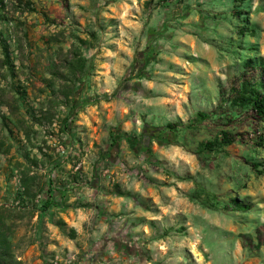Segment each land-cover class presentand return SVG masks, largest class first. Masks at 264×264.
Segmentation results:
<instances>
[{"label":"rangeland","instance_id":"rangeland-1","mask_svg":"<svg viewBox=\"0 0 264 264\" xmlns=\"http://www.w3.org/2000/svg\"><path fill=\"white\" fill-rule=\"evenodd\" d=\"M0 38L10 264H264V174L249 165L264 168V121L230 101L243 62L264 61V0H0ZM197 111L193 140L141 135ZM110 130L131 142L113 149ZM220 130L238 140L198 154ZM234 197L250 209L224 207Z\"/></svg>","mask_w":264,"mask_h":264},{"label":"trees","instance_id":"trees-1","mask_svg":"<svg viewBox=\"0 0 264 264\" xmlns=\"http://www.w3.org/2000/svg\"><path fill=\"white\" fill-rule=\"evenodd\" d=\"M237 13H240L237 11ZM12 21V20H10ZM23 36L26 37V33L23 32ZM20 46H22V39L20 40ZM65 62L69 64L71 70L73 68H77L72 71L74 76V81L78 83L83 82L82 76L85 75L84 71V59L81 57L71 58L69 60L65 59ZM243 71L237 76L238 86L234 89L235 94L231 98V103L233 106H236L240 109L247 110L250 112L251 117L255 121H264V61L259 60H246L242 64ZM248 68L253 70L251 74L248 73ZM2 69H6L11 75H13V64L11 61L10 52L6 46V40L0 38V71ZM74 82H72V88L74 86ZM73 89L69 90V95L72 94ZM67 95L68 93H63ZM91 101V103H93ZM87 103V102H85ZM77 105H72L71 108H76ZM72 112V111H71ZM66 116L63 119V129L68 127L69 122L71 121V115L73 112ZM209 118V114L204 111H197L195 116L190 120L188 124H179L175 122H167L164 125L159 126H150L142 131V137H147L149 140H155L157 142H161L162 140H166L169 143H174L176 139V135L181 132L182 137L184 139H191L189 135L192 134L190 132L196 124L202 123L204 120ZM182 125V126H181ZM109 137L111 139L110 146L113 149H116L119 145V140L124 139L128 142H131V138L125 132L115 133L112 130L109 131ZM238 139L236 135L230 130H220L216 132L212 138L201 140L197 142V150L198 154L204 153H212L223 147H226ZM262 137L260 136V141L262 142ZM258 145H262V143H258ZM145 146V151H146ZM250 168L256 175H263L264 168H258L261 164L255 161L249 162ZM48 191H50L48 189ZM118 195H123L122 192L116 190ZM25 194L30 196V192L26 191ZM51 195L49 194L48 198L44 202V207H48L53 202L50 200ZM226 208H231L233 210H242L247 211L250 209V205L243 200H239L234 197L229 199V201L224 205ZM4 222L0 219V225H3ZM70 237H74V231L71 229ZM6 244V237L2 234L0 230V264H10L8 257L4 250H2L3 246Z\"/></svg>","mask_w":264,"mask_h":264},{"label":"built area","instance_id":"built-area-1","mask_svg":"<svg viewBox=\"0 0 264 264\" xmlns=\"http://www.w3.org/2000/svg\"><path fill=\"white\" fill-rule=\"evenodd\" d=\"M61 262H63V264H76L74 256L72 254H66L64 258H59L56 255L49 259L48 264H60Z\"/></svg>","mask_w":264,"mask_h":264},{"label":"crops","instance_id":"crops-1","mask_svg":"<svg viewBox=\"0 0 264 264\" xmlns=\"http://www.w3.org/2000/svg\"><path fill=\"white\" fill-rule=\"evenodd\" d=\"M111 207H112V206H110V207H107V208H108V209H110L111 211H113V210H112L113 208H111Z\"/></svg>","mask_w":264,"mask_h":264}]
</instances>
